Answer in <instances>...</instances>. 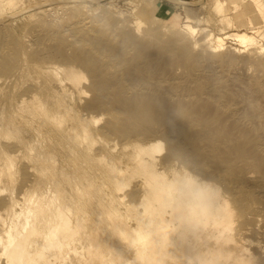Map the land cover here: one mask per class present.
Here are the masks:
<instances>
[{
    "label": "bare ground",
    "instance_id": "obj_1",
    "mask_svg": "<svg viewBox=\"0 0 264 264\" xmlns=\"http://www.w3.org/2000/svg\"><path fill=\"white\" fill-rule=\"evenodd\" d=\"M74 3L0 0V264H264V0Z\"/></svg>",
    "mask_w": 264,
    "mask_h": 264
},
{
    "label": "rangeland",
    "instance_id": "obj_2",
    "mask_svg": "<svg viewBox=\"0 0 264 264\" xmlns=\"http://www.w3.org/2000/svg\"><path fill=\"white\" fill-rule=\"evenodd\" d=\"M69 2H76L74 4L83 5L87 8H94L99 11L100 9H107L109 11L120 14L122 17L128 16L130 19H134L136 15L143 12L144 15L152 16L157 23L160 25H169L171 22L176 23V25H181L187 18V14L190 13V4L194 5H202L203 7L202 15L207 18V15H213L210 19H202L197 20L194 23L197 24L201 29L204 27L208 30L215 31L216 33L219 31V26L215 22L214 13L211 11V6L213 5V1L215 0H67ZM136 1V2H135ZM206 1V2H205ZM135 2V3H134ZM112 4V5H111ZM138 6H137V5ZM150 4H153L151 6ZM114 5V6H113ZM155 5L157 8L155 9ZM110 7V8H109ZM125 7V8H124ZM123 8V9H121ZM132 8H134L132 10ZM155 9L153 13V9ZM163 9V11H161ZM68 11L69 8L67 9ZM207 10V11H206ZM129 11V12H128ZM198 12V11H197ZM211 12V13H210ZM130 13L129 15H127ZM158 14L159 17H155L154 14ZM173 13L177 14L176 16H171ZM125 18V17H124ZM210 19V20H209ZM22 22H18L15 24L17 28V32L23 33L24 28L22 26ZM200 33V32H199ZM232 42L231 39L228 40V43Z\"/></svg>",
    "mask_w": 264,
    "mask_h": 264
},
{
    "label": "crops",
    "instance_id": "obj_3",
    "mask_svg": "<svg viewBox=\"0 0 264 264\" xmlns=\"http://www.w3.org/2000/svg\"><path fill=\"white\" fill-rule=\"evenodd\" d=\"M161 11H163V9H161Z\"/></svg>",
    "mask_w": 264,
    "mask_h": 264
}]
</instances>
